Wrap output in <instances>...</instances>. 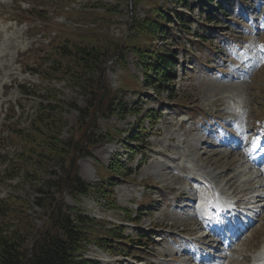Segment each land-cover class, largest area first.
I'll return each mask as SVG.
<instances>
[{"label": "rangeland", "instance_id": "1", "mask_svg": "<svg viewBox=\"0 0 264 264\" xmlns=\"http://www.w3.org/2000/svg\"><path fill=\"white\" fill-rule=\"evenodd\" d=\"M150 2L0 0V138L6 137L12 127L8 119L27 131L37 104L44 102L45 97L50 99V90H54L62 103L59 139L82 144L63 163L65 171L61 162L51 167L49 163V174H53L40 175L41 180L28 179L23 171L13 180H3L0 198L27 200L28 206L22 211L29 226L21 230L26 249L49 225L48 211L37 205V199L45 197L39 192L42 190L66 209L75 208L96 218L95 231L115 230L120 225L124 227L123 237L135 239L139 232L151 236L148 251L128 247L131 250L124 252V243L112 242L118 253L140 257L142 264H197L195 257L209 255L213 262L208 264H262L264 187L252 191L253 196L262 197L253 209L238 208L236 211H241L243 218L236 212L233 215L241 219L233 228L241 232L236 247L227 248L223 237L218 249H213L211 239L204 245L196 241L207 232L201 221L211 202L223 204L229 196L243 200L240 191L246 188V180L257 183L262 179L261 172L264 174L263 159L256 161L262 166H252L244 162V154L239 158L241 151L229 153L236 141H224L239 136V130H252L248 139L264 141V2L236 1L237 10L224 18L216 16L213 25L203 27L208 33L204 35L205 42L191 43L183 34L176 39H159L156 45L161 51L176 52L177 66L175 73L171 72L174 84L169 94L143 85L138 58L131 47H138L140 42L131 43L128 39L131 25L143 18ZM190 5L196 7L191 27L195 33L199 28L197 21H203L204 16L195 1ZM166 7L171 9L170 5ZM19 9L28 12L27 26L8 19L9 13ZM38 11L43 20L34 19ZM66 39L72 40L69 46L89 45L104 53L99 68L87 72L76 66L78 58L61 59L59 66L63 67L55 75L36 74L39 58L49 60L53 46ZM52 62H46L43 68H50ZM230 75L235 79L229 81ZM26 91L36 94L26 96ZM178 102L192 106L177 108ZM109 104H113V110L107 107ZM80 110L87 114L81 116ZM128 132L135 135L138 143H132ZM11 141L6 143L13 153ZM219 143L226 147L218 146ZM252 148L253 142L245 151ZM209 172L222 177L217 176L209 185L204 176ZM73 173L85 183L98 186L100 195L69 193L67 180ZM230 177H235L237 191L224 185ZM62 179L66 187L60 194L55 187L50 188V182ZM215 191L223 195L217 198ZM198 207L202 210L200 215L196 212ZM128 211L131 217L140 218L137 224L124 222ZM212 217L217 231L232 225L230 220L223 221L229 215ZM10 224L16 226L17 222ZM240 227H245V231ZM115 237L119 239V235ZM198 247L202 253H195ZM117 251L89 245L81 256L101 264H135L131 259L119 258L124 256ZM193 253L195 257L190 255Z\"/></svg>", "mask_w": 264, "mask_h": 264}, {"label": "trees", "instance_id": "2", "mask_svg": "<svg viewBox=\"0 0 264 264\" xmlns=\"http://www.w3.org/2000/svg\"><path fill=\"white\" fill-rule=\"evenodd\" d=\"M191 1H195L199 13L204 16L203 21H197L199 28L195 33L191 32V27L195 21L192 13L196 7L190 5ZM236 1L244 0H151L143 18L131 25L132 34L128 37L131 43L140 42L138 47L134 45L131 47L138 58L139 69L143 75V85L146 88L153 87L159 92L165 91L169 94L173 90L170 88L174 84L171 72L175 73L177 66L176 52L161 51L156 45L157 41L164 37L176 39L178 35L183 34L191 40V43L205 42L204 35L208 33L203 27L207 24L213 25L218 16L223 18L229 16V13L238 8ZM162 2L170 5L171 9L162 5ZM22 16L28 15L23 12ZM37 18L43 19L40 11L37 12ZM60 43L50 50L49 60L44 57L39 58L41 64L38 69L34 70L36 74L45 76L50 72V75H55L63 67L59 66L61 59L78 58L76 66L79 69L84 68L87 72L98 69L102 63L104 53H100L97 47L89 45L81 47L80 44L69 46L68 44L72 43L71 39ZM71 48L75 51L74 55ZM46 62H52L53 65L44 69L43 65ZM53 93L55 94L52 95ZM24 94L30 96L36 93L26 91ZM56 96L57 91L50 90V99L45 97L44 102L37 104L35 117L31 120L27 131L14 125L11 122L12 119H8L9 126L12 125V127L9 131L7 130L6 137L0 138V183L3 180H13L22 171L28 179L41 180L40 175L49 174V163L51 167L61 162L65 171L63 163L82 146L73 140L59 139L62 122L58 114L61 112L62 103L57 100ZM171 98L175 97L171 95ZM185 105L178 102L177 108L192 106ZM107 107L113 110V104ZM79 112L81 116L87 114L86 110ZM128 134L130 135V132ZM129 139L132 143H138L134 134H131ZM8 140H12L10 146L14 147L13 153H10L7 148L9 145L6 141ZM52 174L53 172L50 171L49 175ZM63 180L50 182V188L55 187L61 194L66 187L65 180ZM67 181L68 192L73 195L76 193L81 196L100 195L98 186L85 183L76 173L70 175ZM109 187L112 189V186L109 185ZM39 192L45 197L37 199V205L48 211L49 225L37 234L38 238L35 239L30 249L24 247L25 236L21 233V230H26L29 226V221L22 211L28 206L27 200L10 196L0 198V264H100L95 260L83 258L82 250L93 245L102 250L117 251L112 242L124 243L127 246L124 252L131 250L130 248L138 251L140 248L146 249L152 246V238L145 236L143 232H139L135 239L123 237L124 227L120 225H116L118 227H115V230L95 231L93 229L97 222L95 219L88 217L78 209H66L64 204L59 203L50 193L42 190ZM140 207H144L143 204ZM126 214L127 216L123 218L124 222L132 224L139 222V217H131L129 211ZM11 221L17 222V225H11ZM117 235L119 239L115 237ZM142 240L146 243L144 244ZM117 254H119L118 251Z\"/></svg>", "mask_w": 264, "mask_h": 264}, {"label": "bare ground", "instance_id": "3", "mask_svg": "<svg viewBox=\"0 0 264 264\" xmlns=\"http://www.w3.org/2000/svg\"><path fill=\"white\" fill-rule=\"evenodd\" d=\"M251 132V130H242L241 131V135L239 136V140L240 139H242V137L243 136H245V135H247V134H249ZM232 140V139H231ZM246 142L247 141H245V140H241L239 143H237V145H235V147H233L232 149H230V150H232V152H235L234 154H236L237 153V151H241V153H240V159L242 158V155L244 154V156H243V160H244V162H252L253 163V165L254 164H256V163H254L253 162V160H252V155H259L260 154V151H257V152H255L254 151V149L252 150V152L251 153H247L246 151H245V147L246 146H244L245 144H246ZM244 144V145H243ZM249 145V144H248ZM222 146V145H221ZM257 146H260V150L261 149H264V141H262V142H260V143H257ZM222 147H224V146H222ZM230 150H228L229 151V153H230ZM209 163V162H208ZM236 164H237V162H236ZM237 167V166H236ZM244 174V173H243ZM263 174V172H261V177H262V179H259L258 181H257V183H256V181H253V180H251V179H248V180H246V182H247V184H246V182H245V184L247 185L246 186V188H244L242 191H240V193H243L244 195H243V200L241 199V198H235V197H228L227 199H230V200H234V203L232 204L231 203V201L229 202V200H228V202H225L224 203V205H216L215 207H217V211H219V209H223V210H225V209H228L230 212H234V210H235V206H238V207H240L241 205V208H242V210H247V209H251V207H253V206H255V204L257 203V201H258V198H262L261 196H253L252 195V191H254L256 188H259V187H264V174ZM190 176V175H189ZM204 176H206V178H205V180L209 183V185H210V183H213V182H215L216 180L215 179H217V176H218V179L219 178H221L222 177V174H221V176L219 177V174L217 173V175L215 174V176H214V174L213 173H206ZM260 177V178H261ZM209 180H208V179ZM234 178L235 177H230V178H228V179H226L225 180V186H228V188L229 189H233V191H237V188H234V186H235V180H234ZM185 180V179H184ZM254 180H256V179H254ZM191 181H193V180H191ZM256 183V184H255ZM204 186L206 187V188H208V189H210V187L208 186V185H205L204 184ZM219 188V187H218ZM211 189L213 190V188L211 187ZM224 190V189H223ZM196 194H197V191L195 190L194 191V196H195V199H197L196 198ZM220 194H222L221 192H217V191H215L214 192V194L213 195H215L217 198H219V197H221V195ZM229 194V193H228ZM223 195V194H222ZM234 195V194H233ZM239 195V194H238ZM198 212V211H197ZM199 213V212H198ZM196 215H197V213H195ZM210 214H212V213H210L209 212V215ZM234 221V220H233ZM236 223H238V219H236ZM201 225L203 226V227H205L206 226V222L205 221H201ZM212 225L213 224H211V227H212ZM201 226V227H202ZM211 227H210V229H208V234L207 235H205V236H203V237H199L198 238V240H197V242H199V243H201V245H204L205 244V242H207V239L209 238V239H215V238H217L218 237V235L217 234H215L214 232H213V230H211ZM206 245H208V244H206ZM236 245V243L234 242V243H231V247H234ZM236 247V246H235ZM202 250V248H198V250L197 251H201ZM263 260V259H262ZM196 262L197 263H199V264H206V263H210L209 262V260L208 261H205V260H203V259H200L199 261L198 260H196ZM252 264H257V263H252ZM263 264H264V260H263Z\"/></svg>", "mask_w": 264, "mask_h": 264}, {"label": "snow or ice", "instance_id": "4", "mask_svg": "<svg viewBox=\"0 0 264 264\" xmlns=\"http://www.w3.org/2000/svg\"><path fill=\"white\" fill-rule=\"evenodd\" d=\"M257 147L256 141H253V148L255 149Z\"/></svg>", "mask_w": 264, "mask_h": 264}, {"label": "water", "instance_id": "5", "mask_svg": "<svg viewBox=\"0 0 264 264\" xmlns=\"http://www.w3.org/2000/svg\"><path fill=\"white\" fill-rule=\"evenodd\" d=\"M100 102V101H99ZM100 104V103H99Z\"/></svg>", "mask_w": 264, "mask_h": 264}]
</instances>
